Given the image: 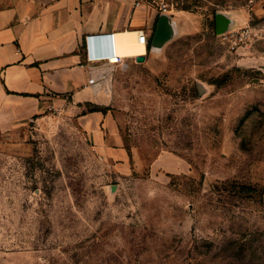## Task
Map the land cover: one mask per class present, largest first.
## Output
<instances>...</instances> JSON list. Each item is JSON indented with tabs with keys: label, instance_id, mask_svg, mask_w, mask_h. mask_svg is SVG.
<instances>
[{
	"label": "rangeland",
	"instance_id": "374dc122",
	"mask_svg": "<svg viewBox=\"0 0 264 264\" xmlns=\"http://www.w3.org/2000/svg\"><path fill=\"white\" fill-rule=\"evenodd\" d=\"M142 1L181 23L113 80L129 160L73 111L0 131V264H264V0Z\"/></svg>",
	"mask_w": 264,
	"mask_h": 264
},
{
	"label": "crops",
	"instance_id": "0c3cea01",
	"mask_svg": "<svg viewBox=\"0 0 264 264\" xmlns=\"http://www.w3.org/2000/svg\"><path fill=\"white\" fill-rule=\"evenodd\" d=\"M159 14L142 0H0V131L73 111L97 150L127 162L109 109L113 80L148 48L136 55L143 49L136 43L120 48L117 36L136 41L144 31L151 39ZM109 38L120 62L87 58L89 40L97 55L110 52Z\"/></svg>",
	"mask_w": 264,
	"mask_h": 264
},
{
	"label": "water",
	"instance_id": "95a60500",
	"mask_svg": "<svg viewBox=\"0 0 264 264\" xmlns=\"http://www.w3.org/2000/svg\"><path fill=\"white\" fill-rule=\"evenodd\" d=\"M215 19L217 22V35L228 33L234 24V20L224 12H217ZM180 23V18L167 12H161L149 42L148 55L160 56L165 46L180 35ZM145 61V55L136 58L138 63H144Z\"/></svg>",
	"mask_w": 264,
	"mask_h": 264
},
{
	"label": "built area",
	"instance_id": "2783aa9c",
	"mask_svg": "<svg viewBox=\"0 0 264 264\" xmlns=\"http://www.w3.org/2000/svg\"><path fill=\"white\" fill-rule=\"evenodd\" d=\"M165 12L167 11L166 9L164 10ZM229 34V33H228ZM228 34H223L225 35V39H229V36ZM232 37H234V35H231V39ZM110 40V52H105V53H100V54H95V49L92 45V40H89V43L92 47V53H91V59L90 60H95V61H98V60H101V59H107L111 62H113V60H115L116 63L120 62L122 60V56H113L114 54V50L112 48V42H113V38H109ZM137 41L144 45L145 46V50L148 48L149 46V42H150V37L148 36L147 33H145L144 31H140L137 33ZM115 55V54H114Z\"/></svg>",
	"mask_w": 264,
	"mask_h": 264
},
{
	"label": "bare ground",
	"instance_id": "6f19581e",
	"mask_svg": "<svg viewBox=\"0 0 264 264\" xmlns=\"http://www.w3.org/2000/svg\"><path fill=\"white\" fill-rule=\"evenodd\" d=\"M117 41H118V46L120 48H125L127 46H130L133 43H136L137 46L141 47L143 50H145V46L140 44L137 40H131L128 39V35H121V36H117Z\"/></svg>",
	"mask_w": 264,
	"mask_h": 264
},
{
	"label": "clouds",
	"instance_id": "9594fccd",
	"mask_svg": "<svg viewBox=\"0 0 264 264\" xmlns=\"http://www.w3.org/2000/svg\"><path fill=\"white\" fill-rule=\"evenodd\" d=\"M86 46H87V47H86L87 58H88V59H91L92 47H91L90 43H87Z\"/></svg>",
	"mask_w": 264,
	"mask_h": 264
},
{
	"label": "trees",
	"instance_id": "16d2710c",
	"mask_svg": "<svg viewBox=\"0 0 264 264\" xmlns=\"http://www.w3.org/2000/svg\"><path fill=\"white\" fill-rule=\"evenodd\" d=\"M182 10L190 11L188 8H183ZM216 13H217V11L214 12V16ZM97 110H98V108H94L92 111H97ZM240 189H241V191L246 192V191H248L249 188L242 186Z\"/></svg>",
	"mask_w": 264,
	"mask_h": 264
},
{
	"label": "flooded vegetation",
	"instance_id": "af4514ba",
	"mask_svg": "<svg viewBox=\"0 0 264 264\" xmlns=\"http://www.w3.org/2000/svg\"><path fill=\"white\" fill-rule=\"evenodd\" d=\"M213 19H214V31L217 34V22H216L215 16Z\"/></svg>",
	"mask_w": 264,
	"mask_h": 264
}]
</instances>
